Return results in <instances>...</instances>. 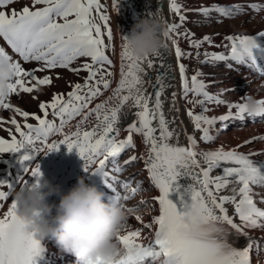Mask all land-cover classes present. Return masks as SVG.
<instances>
[{
  "label": "snow or ice",
  "instance_id": "snow-or-ice-1",
  "mask_svg": "<svg viewBox=\"0 0 264 264\" xmlns=\"http://www.w3.org/2000/svg\"><path fill=\"white\" fill-rule=\"evenodd\" d=\"M15 2L0 0V38L19 57L13 60L5 48L0 47V58L8 59L12 65L7 91L0 93V109L15 114L8 120L0 118V126H14V131L13 128L5 129L9 138L0 137V154H18L21 172L11 181L0 179V209L6 206V211L0 213V264H36V258L44 252L40 241L17 215L16 201L11 198L18 186L39 185L40 166L32 163L37 155L59 151L61 145L68 152L75 149L83 161V170L100 175L113 193L110 199L127 201L138 193L139 183L132 187L130 181L110 177L107 166L111 163L112 170L117 173L123 170L117 158L125 150L136 147L134 135L141 137L146 150L123 163L127 166L137 160L143 161L150 184L158 192L152 197L153 203L158 205V214L147 223L135 215L142 228L151 230L147 236L141 228L127 230L124 225L116 237L122 255L110 264H250L254 241L247 230L264 229V208L258 206L253 191L254 186H264V161H256L253 157L264 155V152L243 153L239 148L257 138L235 147L220 145L201 151H197L192 135L186 136V146L172 143L176 133L169 129L163 112L165 84L161 75H157L153 85L154 93H147L143 87V76L147 74L145 65L152 69L155 66L153 57H159L160 53L135 58L127 51L126 37L121 36L119 78L116 87L111 88L113 60L106 51L112 48L113 36L100 0H30V5L20 10H5ZM112 6L116 9L118 0H113ZM249 7L254 11L264 10V5L251 4ZM169 10L179 22L165 21L162 35L171 41L174 49L182 98L201 109L199 113L192 108L187 110L194 129L201 132L200 141L214 142L213 132L222 130L216 127L218 124L227 128L232 122L245 121L246 117H264V99L257 101L259 107L255 115H250L243 103L226 102L219 95L210 94L208 85L199 79V71L190 78L187 76L186 65L181 60L192 54L182 51L178 39H187L195 49L212 41L207 35L195 39L192 33L180 31L187 19L183 12L187 10L178 0H170ZM242 10L238 5L213 4L198 11L205 17L216 12L229 18ZM225 41L226 52L204 53L205 61L202 62L209 59L231 61L255 68L264 76V63L261 62L264 61V31L253 35H228ZM78 61L82 62L73 66ZM28 62H37L39 67L28 70L22 66ZM227 66L231 69L233 65ZM55 69L76 75L83 71L87 75L83 84H72L66 96L53 93L49 102H41L39 109L43 116L22 111L9 102L13 94L31 93L38 85H51V76L37 77L35 73ZM109 90L110 95L96 102ZM244 98L242 96L241 100ZM172 101H176L175 92ZM213 103L225 105L226 113L207 115L210 109L206 105ZM132 109L136 111L133 113ZM16 115L23 117L25 122L21 124ZM49 115L54 119H48ZM128 115H133L134 119L123 129L127 135L120 138L122 129L118 125ZM29 117L37 123H27ZM258 139L264 140V137ZM217 169L220 170L218 174L211 175ZM116 184H121L127 192L121 194ZM226 189H230L231 195H220ZM255 195H261L259 203L264 204V194ZM227 205L232 206L231 214ZM128 211L134 213L135 209L129 207ZM185 216H192L193 222L185 223ZM230 236L245 237V246L237 247ZM96 264L104 262L97 259Z\"/></svg>",
  "mask_w": 264,
  "mask_h": 264
},
{
  "label": "bare ground",
  "instance_id": "bare-ground-1",
  "mask_svg": "<svg viewBox=\"0 0 264 264\" xmlns=\"http://www.w3.org/2000/svg\"><path fill=\"white\" fill-rule=\"evenodd\" d=\"M18 1L24 2V5H30V0H16L15 3ZM248 1H253V3L255 2L259 5L260 3H264V0ZM107 3L109 6L113 36L112 53L109 55V57L113 60L112 70L114 72V76L111 78V88L116 87L119 78V52L121 51L120 45L122 43L121 36H126L128 34L135 20L144 16H149L148 13L151 12L154 14V16L159 17L162 21L163 28L161 31V40L164 47L161 48L159 57H153L155 66L152 69H147L145 65L147 74L143 76L145 81L143 87L147 93H154L155 89L153 85H155L157 75H161V78L165 84V89L162 96L163 112L165 118L169 121V129L175 130L176 133L171 142L178 143L181 146H186V136L192 135L196 140L197 151H201L215 149L220 145H224L226 148L235 147L239 144H242L246 140L257 138L253 143L239 148V151L243 153H248L250 150L255 152H264V140L258 139L259 137H264V117H246L245 121L232 122L227 128H223L222 125L218 124L217 128H221L222 130L213 132V135L215 136L214 142L204 143L200 141V137L197 136V131L194 129V126L187 115V110L192 108L195 113H199L201 109L198 106L193 107L192 104L187 103L186 100L182 98L180 76L174 49L171 41L166 40L162 35L163 31L165 30L164 22L167 21L169 23L170 16L168 0H118V6L116 9H114L112 6L113 0H107ZM246 20L247 16L241 14V16L237 18L234 24L235 26L231 27L230 25L231 28H227L226 30H223L222 33L213 37L211 39V44L205 42V47L208 49L206 52L209 55L212 53L226 52L227 50L225 47H223V45L227 43L225 41V37L228 35H253L264 31V10L258 11L257 15L254 17L253 25H245ZM0 42L9 56H11L13 59L18 58L19 60L18 55L11 51L2 38H0ZM80 62L82 61L75 62L73 66H77V64ZM261 62L264 63V61ZM229 63H232L233 65L231 69L227 66ZM37 64V62H28L22 63V66L28 69L29 65L36 66ZM207 64L209 66L205 71L207 77L203 78L202 81L208 85L207 90L210 94L219 95L224 101L230 103H242L243 100H241V97H245L246 95H252L257 100L264 99V76L260 75L255 68L236 65L231 61L217 62L210 59L207 61ZM61 74L62 75L60 78L54 81V84L41 86L38 90H35L31 93H20L18 96L11 95L9 102L14 107H19L22 111L43 116V113H41L39 109V104L41 102H49L51 100L52 94L59 93V90H63L68 93L71 90L72 83L83 84L84 78L87 75V73L83 71H81L79 75H76L67 70L63 71ZM110 92L111 90L106 91L104 95L101 96L96 102L105 99L108 95H110ZM173 92L176 93L175 103L172 101ZM191 98V94H189V99ZM206 107L210 109L206 113L209 116H220L225 114L227 111L225 105L217 106L213 103L206 105ZM135 111V109H132L133 113ZM14 115L15 114L10 110L0 109V118L8 120ZM47 118L50 120L54 119L51 115H49ZM16 119L21 124L25 122L24 118L18 115H16ZM133 119V115H128L126 119L120 122L118 125L122 129L120 138H124L127 135V132L123 129H125L128 123ZM27 123L36 124L37 122L29 117ZM73 123H75V121H73ZM153 124L155 125L156 121H153ZM6 128H13L14 131V126L10 124L0 126V137L9 138L8 131L5 130ZM156 134L159 135L158 132ZM54 139H59V137H54ZM134 142L136 147L134 149H130L131 151L129 150L130 154L127 156L128 159L132 155L138 156L141 152L146 150L147 146L142 144L141 137L139 135H134ZM17 155L18 154L15 153L0 154V179H7L11 181L16 175L20 174L21 168L17 163ZM253 159L256 161H264V155L254 156ZM32 163H38L40 166V171L42 173L40 182L47 180L53 185H59L61 191L63 192H67L68 189L76 183L77 177H83L85 183L95 185L99 191L104 193L105 202H107V200L113 195L110 189L106 187L100 175L91 174L83 170V161L77 155L75 149H73L71 152H68L65 146L61 145L59 151L51 152L47 155H37ZM119 165L123 170L117 173L112 170L114 166L111 163L108 164L107 170L109 171L110 177L114 176L117 178V175H120V173L126 169V166H124L123 162H121ZM129 167L131 168H128L127 172H130V174L131 172H134L136 177L141 179L140 190L141 188H146V190L150 189L153 191V195L149 197L140 192L139 200H141L143 197L146 198L144 207L145 209L143 213L138 210H135L134 213H129L125 223L126 229L134 230L141 228L144 235L147 236L150 234L151 230L142 228L141 223L136 221L134 217L135 215H139L142 217L143 222L147 223L152 216L158 214V205L154 204L152 201V197L156 196L158 192L151 186L142 160L132 162L129 164ZM219 171V169L214 170L211 175L215 176ZM127 174L129 175V173ZM128 175L123 174V176ZM18 188L19 186L16 189ZM117 191H119L121 194L125 193L120 189H117ZM253 191L254 199L256 200L258 206L264 208V204L259 203L261 195H255L264 194V186H254ZM220 195H231V191L230 189H226L222 191ZM47 202L56 203L58 202V197H48ZM123 202L126 204V201ZM226 207L228 208L229 214H231L233 211L232 206L227 205ZM3 211H6V206L5 208L0 209V213ZM247 231L248 236L254 241L253 248L250 250V264H264V229H251ZM230 240L237 247H243L246 244L245 237L230 236ZM47 242V240L40 242L41 246L44 248L42 255L36 258L40 264H78L75 256L62 252L53 241H51L52 246L48 248Z\"/></svg>",
  "mask_w": 264,
  "mask_h": 264
},
{
  "label": "clouds",
  "instance_id": "clouds-1",
  "mask_svg": "<svg viewBox=\"0 0 264 264\" xmlns=\"http://www.w3.org/2000/svg\"><path fill=\"white\" fill-rule=\"evenodd\" d=\"M162 28L161 19L154 15L135 20L124 40L129 54L143 58L159 53L164 47ZM11 72V62L0 58V93L7 91ZM257 101L252 95L245 96L242 103L248 114L255 115ZM51 196L58 197V202L48 203ZM12 198L28 231L40 242L53 241L62 252L75 256L78 264H96L97 259L110 264L122 255L116 237L126 223L128 207L123 200L105 202L104 193L83 177H77L67 192L43 180L38 186H20ZM184 222L191 224L192 216H185Z\"/></svg>",
  "mask_w": 264,
  "mask_h": 264
},
{
  "label": "rangeland",
  "instance_id": "rangeland-1",
  "mask_svg": "<svg viewBox=\"0 0 264 264\" xmlns=\"http://www.w3.org/2000/svg\"><path fill=\"white\" fill-rule=\"evenodd\" d=\"M243 1L244 0H178V2L182 5L183 9L187 10V11L183 12V14L186 15L187 19H186L185 23L182 25L180 31H182V32L187 31L189 33H192L193 38H195V39L196 38L202 39L205 35L209 36L212 39L216 35L222 33L223 30H226L227 28H231L232 26H235L234 24H235L237 18L239 16H241V14L247 16V20L245 21V23H246L245 25L251 26V25H253L254 17L257 15L258 11L252 10L249 7V5L256 4V3L255 2L253 3V1L251 2L248 0H245L244 2ZM100 2H101V4H103L105 6V9H103V10H105V14L108 15V17H109L108 23L110 25V28H112L111 27V18H110L109 6L107 3V0H100ZM169 3H170V0H168V9H169ZM213 4H217V5L225 6V7L238 5L240 7H243L242 8L243 10L241 11L242 13L239 12V13H237V15L235 14L229 18L221 17L220 14H218L216 12H212L208 17H205L198 11L201 7H210ZM262 4H264V3H260V5H262ZM257 5H259V4H257ZM23 6H25L24 2L18 1L17 3H13L10 6H8V8L5 10L10 11L13 8L16 10H20ZM93 15H95V13H93ZM169 16H170L169 17V23H178L179 22L178 18L175 16V14L171 13L170 10H169ZM223 24H224V26H223ZM230 25H231V27H230ZM241 28H243V27H241ZM111 31H112V29H111ZM215 32H217V33H215ZM173 38H176V37L174 36ZM105 40L107 42V37H105ZM112 43H113V40H112ZM178 44H179V46L181 45L180 48L182 49L183 52L192 54L190 57H185L181 60V63L186 65L187 76L190 78L191 75H193L195 72L199 71L202 75V76L200 75V77H199L200 80L207 77V75L205 74V71L207 70V68L209 66H208L207 62H202V61H205L204 53H207L206 51H208L207 47H205L206 44L204 43V44H202V46L199 49H195L193 47H190L188 40L183 38V37H180L178 39ZM112 46H113V44H112ZM0 47H2L1 42H0ZM197 52L200 53L199 57L196 56ZM111 53H112V48L106 51L107 55H110ZM13 60H18V58H15ZM206 65H207V67H206ZM38 67H39V64H37L36 66L29 65L28 70L38 68ZM54 71L53 70H50V71L46 70L44 72H36L35 74L37 75V77H43L44 75L51 76L52 77V84H54V81H56L57 76L60 78V76L62 75L61 73L65 70L64 69H55ZM246 78H248V77H246ZM32 83H34V82H32ZM41 86H47V85H38L35 90H38L39 87H41ZM59 93L64 94L65 96L67 94V92H65L63 90H59ZM13 95L18 96L19 94L18 95L13 94ZM49 113H51V109H49ZM56 122L58 123V120ZM234 130H236V129H234ZM196 131H197V133H196L197 136L200 137L201 132H199L198 130H196ZM129 150L130 149L125 150L117 158V164H120L121 162H124L125 160L128 159L127 156H128V154H130ZM128 168H131V167H129V165H127L126 169L122 173H120V175L119 174L117 175V179L120 181H130V185L132 187H135L137 185V183H139V185H141V183H140L141 179L137 178L134 172H131V174H130V172H127ZM7 172H8V170H7ZM127 173H129V175ZM123 174H126L128 176H123ZM115 187H116V189L123 190L125 193L127 192V189L123 188L121 186V184H116ZM140 192L142 194L149 196V197L153 195L152 190H150V189L146 190V188H144V189L141 188V190H139L138 193L133 198L126 201V206H128V207L131 206V208H134L135 210H138V211L143 213V211L145 209L144 208L145 203L142 204L140 202H141V200L145 201L146 198L143 197L141 200H139ZM47 241H48L47 247L50 248L52 246V242L50 240H47Z\"/></svg>",
  "mask_w": 264,
  "mask_h": 264
}]
</instances>
